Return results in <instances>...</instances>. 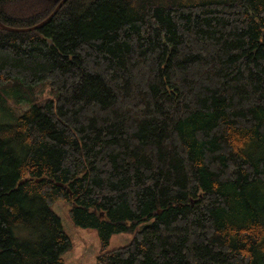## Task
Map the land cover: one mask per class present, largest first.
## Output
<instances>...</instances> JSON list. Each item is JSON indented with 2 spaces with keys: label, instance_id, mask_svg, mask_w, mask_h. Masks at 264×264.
<instances>
[{
  "label": "trees",
  "instance_id": "1",
  "mask_svg": "<svg viewBox=\"0 0 264 264\" xmlns=\"http://www.w3.org/2000/svg\"><path fill=\"white\" fill-rule=\"evenodd\" d=\"M17 80L57 97L0 124V264H66L59 200L100 264H264V0H67L0 27Z\"/></svg>",
  "mask_w": 264,
  "mask_h": 264
},
{
  "label": "rangeland",
  "instance_id": "2",
  "mask_svg": "<svg viewBox=\"0 0 264 264\" xmlns=\"http://www.w3.org/2000/svg\"><path fill=\"white\" fill-rule=\"evenodd\" d=\"M55 1V0H54ZM0 93L6 99L7 110L0 109V124L12 123L32 105H42L47 100H55L57 92L49 80L36 85H24L21 80L0 85ZM72 203L59 200L52 206L60 216L63 228L71 239L72 246L63 254L66 264H100L97 257L101 251V239L98 230L93 227H82L74 223L69 216ZM150 221L138 224L135 229L111 236L108 249L130 243L136 231L141 230Z\"/></svg>",
  "mask_w": 264,
  "mask_h": 264
},
{
  "label": "water",
  "instance_id": "3",
  "mask_svg": "<svg viewBox=\"0 0 264 264\" xmlns=\"http://www.w3.org/2000/svg\"><path fill=\"white\" fill-rule=\"evenodd\" d=\"M67 0H55V8L54 10L41 22L35 24L34 26L31 27H12V26H8L6 24H4L1 20H0V27L2 29L5 30H9V31H16V32H23V31H32V30H36L42 26H44L50 19H52L56 13L59 11V9L63 6L64 3H66ZM60 184V183H58Z\"/></svg>",
  "mask_w": 264,
  "mask_h": 264
}]
</instances>
